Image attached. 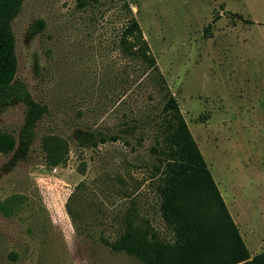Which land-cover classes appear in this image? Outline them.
<instances>
[{"label": "rangeland", "instance_id": "obj_1", "mask_svg": "<svg viewBox=\"0 0 264 264\" xmlns=\"http://www.w3.org/2000/svg\"><path fill=\"white\" fill-rule=\"evenodd\" d=\"M124 1L249 259L264 252V0H23L11 21L14 79L47 113L22 149L25 105L0 106V131L16 139L0 153V205L14 206L0 211V264H143L107 244L127 210L172 238L151 184L163 102L120 49ZM46 135L66 142L64 162L45 161Z\"/></svg>", "mask_w": 264, "mask_h": 264}, {"label": "trees", "instance_id": "obj_2", "mask_svg": "<svg viewBox=\"0 0 264 264\" xmlns=\"http://www.w3.org/2000/svg\"><path fill=\"white\" fill-rule=\"evenodd\" d=\"M23 0H0V106L20 102L25 105L18 142L25 149L32 141L37 121L47 113V106L33 100L25 86L14 79L17 59L11 21L18 13ZM85 5L86 0H80ZM129 16L120 31L119 46L127 57L145 67L148 80L156 85L162 107L156 115L153 165V191L158 198L162 220L172 232V238H162L149 221L131 210L122 218L117 237L107 244L110 249L124 252L143 264H264V252L249 259L236 225L230 217L216 189L209 171L194 143L179 105L168 90L154 57L126 1ZM237 15L246 23L240 14ZM43 21L28 28L37 32ZM123 132L131 134L135 125L124 124ZM104 142L108 138L100 136ZM118 139L111 135L110 140ZM96 145L93 138H86ZM16 139L0 131V153L13 150ZM45 161L57 165L65 160L66 142L55 135L43 136L41 142ZM13 205H0L4 215L12 213ZM14 207V206H13Z\"/></svg>", "mask_w": 264, "mask_h": 264}]
</instances>
